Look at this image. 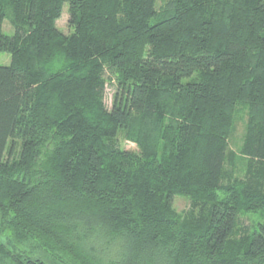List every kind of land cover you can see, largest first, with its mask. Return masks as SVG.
Wrapping results in <instances>:
<instances>
[{"label":"trees","instance_id":"16d2710c","mask_svg":"<svg viewBox=\"0 0 264 264\" xmlns=\"http://www.w3.org/2000/svg\"><path fill=\"white\" fill-rule=\"evenodd\" d=\"M157 2L0 0L7 264H264V0Z\"/></svg>","mask_w":264,"mask_h":264},{"label":"rangeland","instance_id":"374dc122","mask_svg":"<svg viewBox=\"0 0 264 264\" xmlns=\"http://www.w3.org/2000/svg\"><path fill=\"white\" fill-rule=\"evenodd\" d=\"M163 0H158L157 5L162 4ZM68 15L66 9L63 11L60 19L57 21L56 26L57 28L64 34L69 33V28L67 25ZM3 32L5 34H11L12 30L10 25L7 21L3 24ZM10 58L7 55L1 54L0 55V65H9ZM108 79L106 81L105 85V91H104V103L105 105L110 108L112 106L113 97L116 93V83L114 79H110L109 77H106ZM247 108L238 105L236 112L233 116V127L231 131V135L228 138V154H227V161H226V167H225V173L227 179H233V178H239V176H242L245 173V162L244 158L242 157L240 150L242 147V139L243 135L245 133V128L247 126ZM117 141L121 148L125 150H137V147L134 143L131 141H128L123 138V136L120 134L117 136ZM226 181V180H225ZM190 205V199L184 196H178L174 200V208L178 212H183L189 208ZM260 222V214H247L240 217V223L243 224V226H252V222ZM3 243H8L5 238H1ZM36 252V251H34ZM32 255H34L32 253ZM52 259H49L47 264H56L54 263ZM0 264H7L3 260L0 259Z\"/></svg>","mask_w":264,"mask_h":264}]
</instances>
